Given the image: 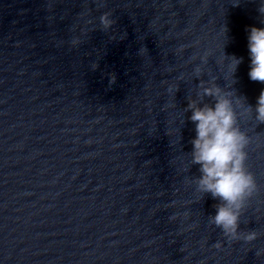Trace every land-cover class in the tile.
Wrapping results in <instances>:
<instances>
[{
	"label": "water",
	"instance_id": "water-1",
	"mask_svg": "<svg viewBox=\"0 0 264 264\" xmlns=\"http://www.w3.org/2000/svg\"><path fill=\"white\" fill-rule=\"evenodd\" d=\"M259 2L0 0V264H264V124L241 120L258 191L240 230L260 235L229 242L208 222L219 201L186 182L200 173L183 113L197 65L231 83L221 25L224 52L243 58L233 87L255 106Z\"/></svg>",
	"mask_w": 264,
	"mask_h": 264
},
{
	"label": "clouds",
	"instance_id": "clouds-1",
	"mask_svg": "<svg viewBox=\"0 0 264 264\" xmlns=\"http://www.w3.org/2000/svg\"><path fill=\"white\" fill-rule=\"evenodd\" d=\"M234 7L239 6L241 0H231ZM261 23H264V0H260L257 9ZM102 29L107 31L115 23L108 11L99 17ZM248 49L251 57L249 78L252 81L264 83V27L249 26ZM224 43L216 63L226 66L231 83L220 87L217 77L208 81L202 79L203 69L197 65L193 69V76L199 80L194 88L188 90L187 106L183 113L190 112L187 117L195 125V137L190 143L192 149L187 156L190 165H199V176H189L186 182L195 186V191L201 194L210 193L219 203L213 205L214 215H209L210 225L221 230L222 235L229 241H255L260 233L256 230H240L241 216L247 209L249 202L258 191V184L253 172L247 165L248 149L251 137L241 126L242 119H254L256 124H264V89L261 90L255 106L247 103V98L237 95L233 85L236 83L235 73L243 58L226 54L224 44L227 41V28L221 25ZM79 43L73 39L72 44ZM146 49L141 48L144 54ZM210 53L205 52L201 57V64L208 63ZM183 79V76L180 77ZM179 89L178 83L170 84L168 92L173 98L169 105L175 107L174 97ZM185 123V117L180 121ZM179 128H169L167 134L173 136L179 133ZM181 139L178 136L177 141ZM215 247L222 244L217 242ZM256 256L264 255V248L257 249Z\"/></svg>",
	"mask_w": 264,
	"mask_h": 264
}]
</instances>
